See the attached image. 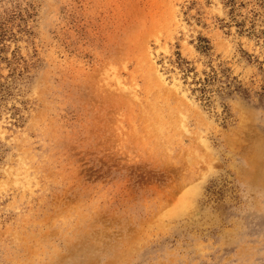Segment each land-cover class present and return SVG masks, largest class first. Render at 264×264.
I'll list each match as a JSON object with an SVG mask.
<instances>
[{
  "label": "rangeland",
  "instance_id": "1",
  "mask_svg": "<svg viewBox=\"0 0 264 264\" xmlns=\"http://www.w3.org/2000/svg\"><path fill=\"white\" fill-rule=\"evenodd\" d=\"M0 264H264V0H0Z\"/></svg>",
  "mask_w": 264,
  "mask_h": 264
},
{
  "label": "trees",
  "instance_id": "2",
  "mask_svg": "<svg viewBox=\"0 0 264 264\" xmlns=\"http://www.w3.org/2000/svg\"><path fill=\"white\" fill-rule=\"evenodd\" d=\"M205 41L207 42L206 39ZM202 48H207V44H203ZM11 72L13 74L14 72L13 69L11 70ZM19 73H22V72H19ZM223 75L225 74L219 75L215 69H210L209 72H206L204 74V77L199 78L197 81V84H199L197 89L200 90L201 96L206 97L207 96L206 91H208V85L220 82ZM226 85H227L226 87H229L230 84L228 83ZM225 93H228V91H225Z\"/></svg>",
  "mask_w": 264,
  "mask_h": 264
}]
</instances>
